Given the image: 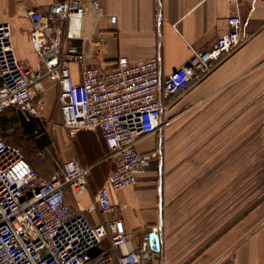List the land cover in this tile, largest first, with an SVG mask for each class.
Listing matches in <instances>:
<instances>
[{
    "label": "built area",
    "instance_id": "1",
    "mask_svg": "<svg viewBox=\"0 0 264 264\" xmlns=\"http://www.w3.org/2000/svg\"><path fill=\"white\" fill-rule=\"evenodd\" d=\"M88 12L79 0L53 3L46 12L29 10L34 66L17 56L11 25L0 24V116L14 108L28 119L39 118L44 82L56 84L68 136L98 132L109 151L113 168L96 204L100 213H113L111 193L135 186L162 156L161 149L139 152L138 141L164 131L170 98L241 45L243 22L239 14L230 15L228 31L211 49L194 52L184 66L164 75L159 57L133 64L121 56L112 67L92 63L76 44L83 40ZM95 43L99 53L103 37H96ZM74 64L79 66L80 81L72 75ZM43 135L37 132L36 138ZM90 172L77 159H69L58 165L52 179H41L21 149L1 135L0 124V264L159 263V255L150 250H124L136 234L121 219L92 224L81 210L66 203V186L76 193L86 191Z\"/></svg>",
    "mask_w": 264,
    "mask_h": 264
},
{
    "label": "crops",
    "instance_id": "2",
    "mask_svg": "<svg viewBox=\"0 0 264 264\" xmlns=\"http://www.w3.org/2000/svg\"><path fill=\"white\" fill-rule=\"evenodd\" d=\"M61 1L64 0H0V24L11 25L15 51L20 59L35 65L30 42L32 23L27 12H46L49 5ZM79 1L89 12L83 19V40L76 44L92 63L112 67L121 56L128 57L133 64L159 57L164 75L184 66L194 52L211 49L217 38L228 31L230 15L237 13L242 19L241 45L193 82L181 96L170 98L165 114L169 125L162 132L141 138L137 145L139 152L152 153L160 149L163 152V139L167 146L180 145L185 130L202 129L201 124L204 129L207 125L211 127L217 121L214 115L222 113V108L227 114L232 109L248 113V108L249 112L253 110L255 98L264 99V0ZM99 35L103 43L97 53L95 42ZM72 75L75 81H80L76 64L72 65ZM44 87L42 113H50L58 107L61 124L59 88L50 81H45ZM38 98L35 96L34 102ZM145 139L153 141L152 148L142 146ZM54 146L59 161L77 159L91 169L86 191L76 193L66 186V203L81 210L92 224L121 219L126 229L136 234L124 250H150L159 255L158 264H264V216L255 217L252 211L246 216L244 231H238L237 224L225 233L220 229V232L215 231L208 257L207 253L192 254L188 247L187 242L201 237L185 238L186 232L182 235L174 232L175 226L204 229L206 222V202L200 195L205 190L200 183L178 192V180L185 177L182 175L185 171L173 167L177 160L181 161L180 157L174 158L169 153L163 156L162 153L161 158L154 160L140 175L135 186L111 193L115 212L100 213L96 197L106 183L113 161L99 133L82 131L70 138L62 127ZM31 162L34 165L35 156L31 157ZM52 165V170L34 167L41 179L50 180L58 172L57 165ZM175 192L178 195L172 199L170 196ZM213 194L210 204L216 222L221 214L219 186ZM217 226L221 227V223ZM154 228L160 230L159 252L151 249L148 240ZM103 247L108 248L107 241Z\"/></svg>",
    "mask_w": 264,
    "mask_h": 264
},
{
    "label": "rangeland",
    "instance_id": "3",
    "mask_svg": "<svg viewBox=\"0 0 264 264\" xmlns=\"http://www.w3.org/2000/svg\"><path fill=\"white\" fill-rule=\"evenodd\" d=\"M57 108L50 113L41 112L39 118H34L39 123L40 132L50 142L45 151L37 152L33 141L25 143L24 146L19 145L27 159L31 154L36 156L33 166L37 169L52 170V163L57 167L61 163L54 146L58 131L62 128ZM223 109L222 113L217 112L214 115L217 121L211 127L207 125V129H204V124H201L202 129L185 130L182 144L171 143L167 146L164 139L162 143L163 156L169 153L174 158H181L173 167L175 170L185 171L182 174L185 177L178 180V192L182 188L187 191L188 186L196 182L205 190L204 194H200L206 202L204 229L198 226H185L184 229L182 226H175L174 232L181 235L186 232L185 238L196 235L201 237L200 240L187 242L188 247H191L192 254L207 253V257L216 237L215 231L217 233L220 229L225 233L236 224L238 231H244L246 216L251 211L255 217L264 216V99L255 98L253 110L249 112L248 108V113L232 109L227 114ZM11 133L13 138H18V130ZM11 143L18 145L17 141ZM142 146L152 148L153 141L145 139ZM218 186L221 191V214L220 220L214 222L213 206L210 203L213 202V191L216 187L217 192ZM178 192L170 197L176 198ZM217 197L216 194V201ZM220 223L221 227H218Z\"/></svg>",
    "mask_w": 264,
    "mask_h": 264
},
{
    "label": "trees",
    "instance_id": "4",
    "mask_svg": "<svg viewBox=\"0 0 264 264\" xmlns=\"http://www.w3.org/2000/svg\"><path fill=\"white\" fill-rule=\"evenodd\" d=\"M0 124H1V135L4 136L7 139V141L12 145L19 147V145L24 146L25 143L29 141H33L34 147L36 148L37 152L40 151L42 152L46 150L50 145V142L45 137V135L41 136L40 138H36V133L37 132L39 133L41 130L37 119L34 118L28 119V117L24 113H22L17 109L9 108L5 112H3L0 116ZM15 129L19 131L18 138H13L11 136L13 135L11 131H15ZM11 141H17L18 145L11 143ZM19 148L21 149V147ZM32 156L35 155L31 154L30 156H28V159L25 156L24 157L33 166L31 162Z\"/></svg>",
    "mask_w": 264,
    "mask_h": 264
},
{
    "label": "water",
    "instance_id": "5",
    "mask_svg": "<svg viewBox=\"0 0 264 264\" xmlns=\"http://www.w3.org/2000/svg\"><path fill=\"white\" fill-rule=\"evenodd\" d=\"M148 240L150 242V247L153 251L159 252L161 250V238L159 228H154L152 232L148 235Z\"/></svg>",
    "mask_w": 264,
    "mask_h": 264
}]
</instances>
